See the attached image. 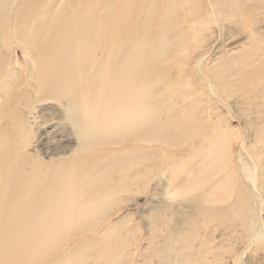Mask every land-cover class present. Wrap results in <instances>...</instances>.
<instances>
[{"label":"rangeland","instance_id":"rangeland-1","mask_svg":"<svg viewBox=\"0 0 264 264\" xmlns=\"http://www.w3.org/2000/svg\"><path fill=\"white\" fill-rule=\"evenodd\" d=\"M149 1L0 3L10 17L5 24L17 36L26 34L20 35L25 43L36 45L37 37L56 42L58 27L47 31L40 25L58 12L57 26L63 20L71 23L69 54L76 45L87 48L74 65L86 59L89 79L82 75L83 84L68 95L70 105L35 95L50 75L36 56H48L49 49L25 50V55L9 37L12 47L0 52V132L7 136V160L18 151L28 164L43 162L73 176L67 178L66 195L77 200L75 215L58 217V226L46 232L37 264H264V0ZM32 9L39 15L26 17ZM145 18L146 31L136 25ZM86 19L97 27L79 37ZM162 27L164 38L159 39ZM136 31L139 37L145 34L143 45L156 44L153 49L154 44L145 49L141 44L142 56L150 48L161 61L166 58L150 67L144 91L146 65L133 72L143 74L137 92L144 103L147 98L145 108H154L146 123L122 116L123 87L113 85L124 79L117 68L125 53L123 35L133 37ZM161 40L165 49L162 42L157 48ZM100 43L107 44V58L112 57L107 68L102 66L107 71L95 67L100 51L92 52ZM78 88L82 95L76 99ZM82 119L96 123V129L87 134ZM100 135L103 142L94 139L81 149Z\"/></svg>","mask_w":264,"mask_h":264},{"label":"bare ground","instance_id":"bare-ground-1","mask_svg":"<svg viewBox=\"0 0 264 264\" xmlns=\"http://www.w3.org/2000/svg\"><path fill=\"white\" fill-rule=\"evenodd\" d=\"M7 1L8 0H0V3L4 2V4H5ZM123 1H126V0H123ZM128 1L129 0H127V2ZM131 1L133 3V0H131ZM37 2H39V0H37ZM130 4H129V6H130ZM111 8H113L112 5H111ZM3 11L4 10H0V52L4 51V49L9 50L13 45V42H12L13 40L17 41V43L19 42L22 45V47H19V46L18 47L22 50V54H25V55L27 54L25 52V50H27V51L31 50L32 51V49L37 48V47H40V48L43 47V48L49 49L50 53L48 56H46V57L40 56V55L36 56L37 61L38 60L39 61L44 60V69H45L44 71L49 72L50 75H49V77H47V74L45 75L46 77L43 78V81H42L44 84L43 89L38 91L35 95L38 97H41V99H64V100H66L68 105H70L71 100H70L68 95L72 94L71 91H73L72 89L74 87H77L80 84H83L82 80L84 79V77H82V75L85 72H87V70L89 69L88 68L89 65H88L86 59L84 60V63H82V61L79 62L80 63V64H78L79 66L74 65L75 61H77V60L80 61V57L82 58L81 54L84 53L83 51L87 50V48L85 49V45H76L74 47V54H72V55L69 54V52H71V50L70 49L68 50V44L67 43H69V42H67L66 38L68 37V35H72L71 29L69 30V28H70L69 26L71 23H69V21H67V20H63L57 26V20L60 16L59 13L58 12L49 13L50 16H49L47 22L40 25V27L44 30H47V31L52 30L54 25H55V27H58V31H59L58 40L56 42L50 41V42L45 43V42H40L39 37H37L36 45H33V44L29 45L28 43H25L24 40H22V37L24 38V35H26V34L20 33L17 36L16 29H11L10 27H7V24H5V22L8 21L10 17H9L8 12L4 13ZM110 12H111V10H110ZM78 13L79 12H77V14H75V15H79ZM26 14H27L26 17H30V15H33V14H35L37 16L39 15V13L33 9L30 10L29 12H27ZM151 14L146 15L147 18H149V16ZM147 18H145V20H143V22L141 21L140 23L136 24L137 28L139 27L140 30L142 29V30L146 31L149 28V25L146 21V20H148ZM130 19H132V18H130ZM160 19H163V16ZM163 21H166V20L164 19ZM127 22H128V20H127ZM132 22H134L133 19H132ZM130 23H131V21H130ZM133 24L134 23H132L131 25H133ZM111 26L112 25H110V27ZM96 27L97 26L94 24L93 20L86 19V21L81 26V28H79V31L78 32L76 31V32H77V35H79V37H82L84 35V32L90 34L93 30L96 29ZM126 27H127V23H126ZM163 29L164 28L162 27L160 32H159V36H160L159 39L164 38L163 37V34H164ZM111 32H113V29ZM122 33H120V34L118 33L120 35L121 39H122V36H121ZM21 34L23 35L22 37H20ZM127 34L128 33L125 34L126 36L123 35V37H124L123 38L124 40L122 39L123 42H121L122 40L117 39L119 44H120V42H121V44H123L122 46H124V41H125V53H124L123 57L120 59V61L118 62V67H117L122 71L121 75L124 77V79H123V81L122 80L118 81V83L113 82V85H117V87H119L120 89H121V87H123V89H121V92H120V95H121L120 98L123 97L122 100L124 99L123 104L125 107V111H124V114L122 116L125 117L126 119H131L132 121L140 120L141 122H143V121H145V118L149 114V112L151 111L150 113H152L154 108H151L149 110L146 109L144 104L146 102H148V101H146L147 98H146L145 103H144V101H143L144 99L141 100L142 97H144L143 94H142V97H140L141 93L139 92V94H138V92H137L138 91L137 89H139L138 85L140 86V81H142L141 79H139L140 80L139 81L138 77L143 76V74L141 73L142 72V70H141L142 65L141 66H139V65L141 63L143 65H146V71L145 72L147 74L145 76L148 77V75H149L148 72L150 73V67L155 66L156 64L164 63L166 61V58L164 61H161V58H160L161 56L157 52H153V51L150 52L154 48V46L156 45V44L151 42V44H149V43L148 44L149 45L154 44V45H152V47H151L152 49L149 48V51L147 50V53L148 54L150 53V57L148 58L149 61L146 59L148 61V63H147V61L146 62L143 61L145 63L144 64L143 62H141V59L144 60L143 58L145 56L147 58V53H144L145 56H142L143 48L145 49L146 45L145 44H144L145 46L143 45V43H142L143 41L140 38H143V40H144L143 36L145 34L141 33L142 37L141 36L139 37V34H137V31H136V33L133 34V37L127 36ZM167 34H165V38H166ZM9 37H11L10 39H13V40L9 41L8 40ZM117 40H116V45H117L116 48L119 47L117 44ZM162 40L159 41V45L157 44V46H159L157 48H160L161 44L164 43L162 48L165 49L164 48L165 47L164 46L165 41L163 42ZM148 41L150 42L149 38H148ZM160 42H162V43L160 44ZM111 43H112V41H111ZM144 43H146L145 40H144ZM141 44H142L143 48L141 47ZM114 45H115V42H114ZM149 45H147V46H149ZM108 48H109V46H108ZM168 48H170V47H168ZM95 49H98L100 51V58H99V60H96L95 67L101 68L104 65V67L107 68V60L109 61L112 58V57L111 58L109 57L110 59L107 58V44L105 43V44L101 45V43H100V45H96L93 48L92 54H94ZM141 49H142V51H141ZM161 49H160V51H161ZM167 50L168 49H166V51ZM156 51H159V49ZM111 52H112V50H111ZM114 52H116V51H114ZM122 52H123V49H122ZM117 54L118 53L114 54V56ZM110 55H111V53H110ZM29 57H31V56L29 55ZM92 57H93V55H92ZM31 58H33V57H31ZM34 59H35V57H34ZM97 61H98V63H97ZM3 62H4V60L0 59V65ZM93 62H94V59H93ZM112 63H113V61H112ZM101 69L103 70L104 68L102 67ZM115 69H116V67H115ZM105 70L106 69H104L103 71H105ZM136 70L137 71L141 70V72L133 73ZM115 71H114V73H115ZM132 73L133 74L138 73L139 75L140 74L141 75L139 76L137 74V79H136L135 77H133ZM87 74H89V73H87ZM125 75H126V77H125ZM83 76H85L86 80L89 79V78L88 79L86 78V74H84ZM104 77H105V74H104ZM96 78H94V79L96 80ZM159 78L161 79V77H159ZM148 79H149V77H148ZM150 79L146 80L145 82L142 81L146 84L145 85L143 83V85H142L143 91H144V87L148 85L149 81H151ZM83 81H85V80H83ZM154 81H153L154 84L150 83V86L155 85L156 82H158V80H156L155 82ZM84 83H85L87 90L92 88V85H91L92 83L90 80L88 82L86 81ZM119 88L115 89V90L117 91V90H119ZM140 88H142V87L140 86ZM156 88L158 89L157 86L155 87V89ZM145 89L147 90V88H145ZM150 89H154V88H150ZM148 91H150L149 88H148ZM80 92L81 91L78 88V91L76 93L77 94L79 93V95L75 96L76 99H77V97H81L82 94ZM154 93H155V90H154ZM157 93H158V91H157ZM158 94H160V93H158ZM115 95H117V94H115ZM150 95H152V94H150ZM83 96L85 97V95H83ZM112 97H115V96H112ZM85 99H86V97H85ZM158 99H156V100L158 101ZM23 100H25V99H23ZM81 100H79V103ZM148 100H152V99H148ZM131 101H133V102H131ZM160 101H161V99H160ZM152 103L153 102H151V104ZM154 103H156V101ZM146 104H148V103H146ZM160 104H161V102H160ZM160 104L159 105L157 104V106H160ZM163 106H165V105L163 104ZM160 107H162V105ZM86 111H87V109H86ZM169 111H171V110H169ZM83 113L84 112H82V114ZM170 113H172V111L168 113L169 117H170ZM96 114L98 115L99 113H96ZM110 114H111V112H110ZM102 115H104V113ZM106 115H108V114H106ZM114 115H115V113H114ZM84 117H86V116H84ZM148 117H150V115H148ZM103 118H104V116H102V119ZM152 119L154 120V118H151L150 121ZM95 120H96V117H95ZM140 121L138 122V124H140ZM81 122L86 128L87 134H88V131H94L96 129L97 124L95 123L96 124V126H95V124H93V122L90 119H82ZM119 123H120V121H119ZM145 123H146V121H145ZM156 124H157V122H156ZM104 125H105V122H104ZM156 127H157V125H156ZM164 127H166V126L164 125ZM164 127H163V129H164ZM160 128H161V126H160ZM141 129L142 128H139V130H141ZM144 129H146V128H144ZM153 129L154 128H152V130ZM148 130L149 129H147V132H149ZM127 131H125V133ZM156 131H157V129H156ZM156 131H152V135H153V132H156ZM160 131H161V129H160ZM160 131H159V133L163 134ZM166 131H168V130L166 129ZM129 132H131V131H129ZM143 133L145 134V130L143 131ZM20 136L21 135L19 134V137ZM149 136H151V135H149ZM163 136L165 137L166 135L163 134ZM6 137L7 136L4 133L0 132V264H37L38 262L40 263V260L39 259L37 260V258L40 257V253L43 251V248L45 245V234H46V232H48L52 228L58 226V219H57L58 217L63 216L65 218L69 219L70 217L75 215L73 211H75L74 208L76 206L77 200L75 198H73L74 196L73 195L71 196V194H70V196L66 195V192H67L66 187H68V184H69L68 180L70 181L71 177H73V176L69 175V174L66 175L63 172H55L53 170H50L49 166H47V165L44 166L43 162H38L39 164H35V163L34 164H28V162L25 159V157L23 156V154L19 153L18 151H14V153L12 154V156H10V159L8 161L7 155L5 154ZM132 138H134V137H132ZM136 138H137V136H136ZM147 138H148V136H147ZM155 138H157V137H155ZM158 138L156 140H158ZM94 139H96V141H98V140L102 141L105 139V137L103 135H100L99 137H96L93 139H91V138H89L88 140L86 139L87 141H85L83 143L81 149L87 148V145H90L91 142L94 141ZM152 139H154V138H151V141H152ZM107 140L108 139H106V141ZM110 141H112V139ZM117 142L120 143L121 140H120V142L119 141H117ZM112 144H114V143L113 142L110 143V145H112ZM37 167H38V169H37ZM40 168L43 169L44 171H41ZM39 171H41V172H39ZM67 178H68V180H67ZM86 197H88V196H86ZM91 209L93 210L92 207H91ZM91 212L89 211V213H91ZM91 216H93V215H91ZM88 218H91V217H88ZM86 223H89V220ZM90 223L94 224V222H92V221ZM89 225H91V224H89ZM81 228L82 227H80V229ZM88 229H91V228L88 227ZM53 231H54V229H53Z\"/></svg>","mask_w":264,"mask_h":264}]
</instances>
